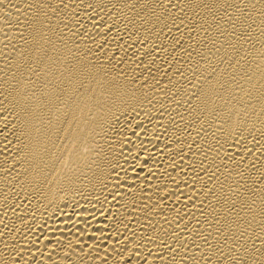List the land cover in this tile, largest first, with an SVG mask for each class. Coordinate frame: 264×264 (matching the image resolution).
I'll return each instance as SVG.
<instances>
[{
    "label": "bare ground",
    "instance_id": "obj_1",
    "mask_svg": "<svg viewBox=\"0 0 264 264\" xmlns=\"http://www.w3.org/2000/svg\"><path fill=\"white\" fill-rule=\"evenodd\" d=\"M0 264H264V0H0Z\"/></svg>",
    "mask_w": 264,
    "mask_h": 264
}]
</instances>
